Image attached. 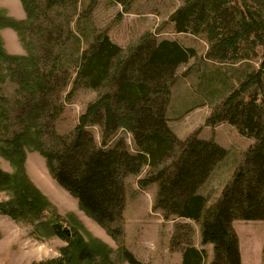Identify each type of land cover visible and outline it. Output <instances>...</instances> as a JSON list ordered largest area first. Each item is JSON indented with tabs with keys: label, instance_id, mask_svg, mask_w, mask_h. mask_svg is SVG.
I'll return each mask as SVG.
<instances>
[{
	"label": "trees",
	"instance_id": "obj_1",
	"mask_svg": "<svg viewBox=\"0 0 264 264\" xmlns=\"http://www.w3.org/2000/svg\"><path fill=\"white\" fill-rule=\"evenodd\" d=\"M19 1L25 20H11L0 8V33L6 28L13 29L28 55H9L0 36V79L4 80L1 68L7 65L6 77L18 79L22 88L29 90L32 106H45L48 88L55 85L66 69L61 56L54 54L61 25L52 22L43 29V19L54 13L62 0ZM113 1L126 11L132 0ZM241 1L254 6L243 3L239 8L231 0H190L178 9L171 22L177 33H206L210 43L207 59L226 60L233 52L237 55L240 43L250 35L251 43L264 49V0ZM233 11L240 17L233 15ZM34 26L40 30L37 48L31 51L26 30ZM73 39L74 34L68 29L66 40ZM67 48L68 43L63 49ZM195 56L194 49L150 36L123 50L100 34L87 49L80 53L78 50L73 87L84 85L99 90L105 85L110 94L104 93L97 104L88 106L72 132L62 136L48 132L47 148L41 141L48 126L38 123L42 109L28 112L27 124L21 132L1 136L0 156L11 163L14 172L9 175L0 171V191L8 197L5 203H0V212L14 220L37 219L47 207L48 203L23 170L25 151H36L45 158L57 184L77 200L81 210L112 237H118L126 205V179L146 170L139 186L141 189L156 186L152 210L160 212L164 220L195 222L201 245L212 246L209 264H240L239 240L233 222H264V54L259 67L248 73L205 121L207 126L227 124L241 137L253 140L219 198L211 205L199 189L225 159L226 150L212 140L199 139L194 133L185 139L178 138L165 116L177 68ZM56 106L50 111V120L62 111L61 103ZM91 125L100 126L99 145L87 129ZM2 129L7 131L8 127L0 122ZM120 131L130 134L135 145L133 151L125 138H119ZM47 219L37 225V232L45 237L63 238L67 247L60 250L59 259L41 264H112L106 245L91 238L85 242L77 235L73 239L60 227L58 217H53L54 223ZM192 234L189 225H176L171 246L181 250V264H204L206 253L192 244ZM245 240L251 248L258 242V236L249 230ZM122 255L129 264H140L124 250ZM261 264H264V246Z\"/></svg>",
	"mask_w": 264,
	"mask_h": 264
},
{
	"label": "rangeland",
	"instance_id": "obj_2",
	"mask_svg": "<svg viewBox=\"0 0 264 264\" xmlns=\"http://www.w3.org/2000/svg\"><path fill=\"white\" fill-rule=\"evenodd\" d=\"M187 1L190 0H132L125 11L123 6L113 0H62L54 13L43 16L42 28L52 22L60 23L62 29L55 38L57 41L54 54L61 56L65 73L59 76L55 85L48 88L45 106H32L33 98L29 90L23 89L18 79L6 77L9 68L7 65L3 66L1 72L5 77L4 80L0 79V122L8 129L0 131V138L21 132L27 124L28 112L35 108L42 109L43 113L38 123L43 127L48 126L41 141L47 148L50 143V138L46 135L48 132H54L59 136L72 132L87 107L97 104L104 93L110 94L105 85L99 90H93L84 85L75 89L72 84L76 78L78 50L80 53L87 49L96 36L100 34L107 36L112 44L123 50L129 49L145 36L158 41L163 39L176 41L184 48L194 49L196 56L186 65L177 68L165 113L167 125L180 139L194 133L199 139L212 140L226 150L225 159L218 164L203 189L208 205L214 203L230 180L234 169L251 148L253 140L241 137L227 124L207 126L205 121L244 77L259 67L264 49L259 44L251 43L253 37L250 35L240 43L242 45L237 55L233 52L226 60L207 59L210 43L206 33L198 35L177 33L171 22L174 14ZM231 2L239 8L246 3L254 6L241 0ZM254 2L256 1L253 0L252 3ZM0 8L4 9L1 6ZM5 11L11 20L16 22L25 20L24 11L22 20L14 19L8 15L7 10ZM232 14L240 17L235 11ZM68 29L75 37L71 42L66 40ZM39 30L38 26L26 30L27 43L31 51L37 48L36 38ZM0 36L9 55L17 57L28 55L13 29H3ZM66 43L68 48L64 50ZM41 70L45 71L44 68ZM65 82L67 84L64 88ZM70 93H72L70 99L64 101V97ZM60 103L63 105L62 111L55 119L50 120V111L57 108L56 105ZM87 129L99 145L100 126L91 125ZM119 138H125L128 147L132 151L135 149L130 134L120 131ZM25 152L24 174L48 205L37 219L14 220L0 212V264H41L59 259L60 250L67 247V242L63 238L45 237L37 232L38 224L44 223L47 218L54 223L53 217H58L60 227L69 232L73 239L77 235L85 242L91 238L106 245L111 252L112 264H129L123 258V250L130 253L140 264H181V250L171 246L175 226L178 224H187L191 228L192 244L206 253L204 264H209L212 260V246L201 245L199 227L195 222L176 218L164 220L160 212L152 210L156 191L152 188L153 185L141 189L139 181L144 175L126 179L122 232L120 236L112 237L106 228L98 225L81 210L75 198L57 184L40 153L29 150ZM0 171L9 175L14 172L11 163L1 156ZM7 200L5 192L0 191V203ZM232 226L239 240L240 264H261L264 222L235 221ZM249 230L258 236V242L251 245V248L247 246L245 240Z\"/></svg>",
	"mask_w": 264,
	"mask_h": 264
},
{
	"label": "crops",
	"instance_id": "obj_3",
	"mask_svg": "<svg viewBox=\"0 0 264 264\" xmlns=\"http://www.w3.org/2000/svg\"><path fill=\"white\" fill-rule=\"evenodd\" d=\"M0 6L3 7L5 10H7V12L9 13L8 15L12 16L14 19L22 20L24 18V13H23L21 3L19 0H0ZM145 173H146V170H144L143 174L139 175V177H143ZM207 182L199 189L200 194L203 196L205 195V193H203V189L206 187ZM152 188L155 189L156 191L155 185H153Z\"/></svg>",
	"mask_w": 264,
	"mask_h": 264
}]
</instances>
